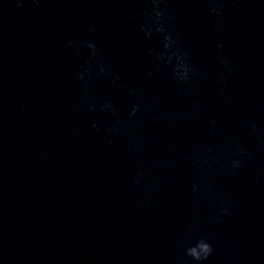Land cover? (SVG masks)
Listing matches in <instances>:
<instances>
[{"label":"water","instance_id":"water-1","mask_svg":"<svg viewBox=\"0 0 264 264\" xmlns=\"http://www.w3.org/2000/svg\"><path fill=\"white\" fill-rule=\"evenodd\" d=\"M200 239L264 264V0H0V264Z\"/></svg>","mask_w":264,"mask_h":264},{"label":"clouds","instance_id":"clouds-1","mask_svg":"<svg viewBox=\"0 0 264 264\" xmlns=\"http://www.w3.org/2000/svg\"><path fill=\"white\" fill-rule=\"evenodd\" d=\"M158 30L162 31L163 28L161 27ZM149 34H151V33H149ZM168 40L171 42L172 38L168 37ZM169 46H170V44H169ZM89 47L93 48V50L95 49L94 44L90 43ZM93 54H95V52H93ZM178 54L179 53H177V55ZM105 107L111 108V105L110 104L105 105ZM236 166H238V164ZM224 211L227 212V209H224ZM213 252H214V249L212 247V244L209 243L206 239L198 240V242L194 246L189 247L187 249V255L190 256L196 262V264H205V262L208 261L209 258L212 256Z\"/></svg>","mask_w":264,"mask_h":264}]
</instances>
